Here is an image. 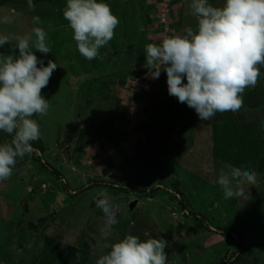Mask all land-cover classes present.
Masks as SVG:
<instances>
[{
	"label": "rangeland",
	"instance_id": "374dc122",
	"mask_svg": "<svg viewBox=\"0 0 264 264\" xmlns=\"http://www.w3.org/2000/svg\"><path fill=\"white\" fill-rule=\"evenodd\" d=\"M104 2L120 23L91 61L63 17L66 0H33L34 11L27 0L0 4V36L9 37L0 56H18L14 37L39 26L51 52L32 51L45 66L57 64L41 90L48 112L32 117L45 150L32 146L0 181V264H96L128 234L165 239L166 264H264V152L252 166L256 183L243 186L250 199H224L217 180L235 165L214 154L213 117L201 121L168 94L163 68L152 79L146 65V44L196 30L191 0ZM208 2L222 7L226 0ZM258 67L233 125L264 141V65ZM9 137L0 131V143ZM101 190L118 206L110 229L93 199ZM226 227L242 240L225 235Z\"/></svg>",
	"mask_w": 264,
	"mask_h": 264
},
{
	"label": "clouds",
	"instance_id": "9594fccd",
	"mask_svg": "<svg viewBox=\"0 0 264 264\" xmlns=\"http://www.w3.org/2000/svg\"><path fill=\"white\" fill-rule=\"evenodd\" d=\"M27 6L35 10L33 0H27ZM189 7L198 21L196 30L186 27L181 35L146 44V65L154 69L150 72L152 79H158L163 68L168 94L194 109L201 121H208L217 112L238 111L244 103L245 89L254 88L258 82V66L264 65V0H226L222 7L212 6L208 0H191ZM63 17L78 52L89 61L113 39L120 23L104 0H66ZM32 21L34 25L42 23L38 15ZM46 35L42 27L35 26L29 34L14 37L18 56H0V131L12 137L10 142L0 143V181L13 175L17 157L30 154V142L41 136L39 124L32 117L48 112L50 105L41 90L48 85L57 64L48 60L45 66L32 49L51 52ZM8 41L9 37L0 36V45ZM256 179L255 172L229 165L217 183L226 200L250 199L243 186L254 185ZM93 199L104 214L105 228L117 224L118 206L108 192L101 190ZM167 246L163 238L142 241L128 234L109 245L110 251L96 264H166Z\"/></svg>",
	"mask_w": 264,
	"mask_h": 264
},
{
	"label": "trees",
	"instance_id": "16d2710c",
	"mask_svg": "<svg viewBox=\"0 0 264 264\" xmlns=\"http://www.w3.org/2000/svg\"><path fill=\"white\" fill-rule=\"evenodd\" d=\"M5 2L6 0H1L0 4ZM236 112L237 111L217 112L213 116L211 124L213 130L214 154L218 159L230 162L237 167L253 171L252 166L256 158L259 157L260 153L264 152V141L262 139H252L240 135L236 130V126L233 125ZM9 138L11 140L12 137L10 136ZM30 143L38 149L45 150V148L42 147L40 143H36V141H31ZM38 160H40L41 164L44 163L40 156H38ZM52 170L55 171L56 174H59L58 170ZM233 230L234 229L231 227H226L224 234L231 237L237 236L238 234V240H242V233H236Z\"/></svg>",
	"mask_w": 264,
	"mask_h": 264
},
{
	"label": "water",
	"instance_id": "95a60500",
	"mask_svg": "<svg viewBox=\"0 0 264 264\" xmlns=\"http://www.w3.org/2000/svg\"><path fill=\"white\" fill-rule=\"evenodd\" d=\"M63 199H64V195L60 194V195L58 196V198H57V202H56V204H58V205H62V204H63ZM58 205H57V206H58Z\"/></svg>",
	"mask_w": 264,
	"mask_h": 264
},
{
	"label": "bare ground",
	"instance_id": "6f19581e",
	"mask_svg": "<svg viewBox=\"0 0 264 264\" xmlns=\"http://www.w3.org/2000/svg\"><path fill=\"white\" fill-rule=\"evenodd\" d=\"M250 119V118H249ZM256 126V125H255Z\"/></svg>",
	"mask_w": 264,
	"mask_h": 264
}]
</instances>
